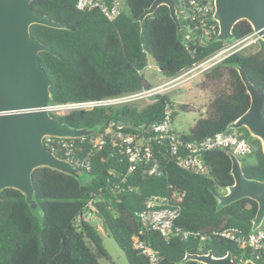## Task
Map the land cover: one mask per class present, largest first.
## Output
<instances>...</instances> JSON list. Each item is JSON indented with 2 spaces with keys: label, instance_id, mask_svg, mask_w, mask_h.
<instances>
[{
  "label": "trees",
  "instance_id": "trees-1",
  "mask_svg": "<svg viewBox=\"0 0 264 264\" xmlns=\"http://www.w3.org/2000/svg\"><path fill=\"white\" fill-rule=\"evenodd\" d=\"M152 1L125 0L128 12L110 21L99 10L77 9L76 0H31L34 11L64 26H30L31 37L54 52L38 54L50 81V105L105 100L150 89L152 85L143 73L148 55L170 79L224 44L214 36L193 55L182 45L181 31H177L166 5L158 6L142 24L135 21ZM253 32L247 20H240L232 29V39ZM253 46V51H237L203 72L198 88L205 91L209 99L205 111L191 124L189 132L183 134L186 139L199 141L215 133L232 131L230 123L250 103L237 67L245 70L249 80L264 95V40L258 38ZM152 99L143 106L136 100L97 105L87 110L51 111V115L71 128L96 133L112 121L123 126L159 121L165 104L174 105L168 93L156 94ZM180 107L183 110L191 108L184 103ZM235 130L252 146L251 154L239 157L244 175L264 181L260 141L245 127ZM121 158L114 152L110 155L108 150L95 154L91 169L86 171L92 177L90 183H81L77 177L50 167L35 169L32 173L35 209L19 190L1 189L0 264H101V259L111 260L96 225L85 221L77 224L76 221L90 193L97 192L101 185H110L105 180L108 171L114 170L117 174L125 170L126 160ZM203 158L207 174L184 171L168 163L167 173L162 177L138 173L132 176L130 183L138 190L122 191L118 198L104 192L105 196L97 202L98 214L105 232L123 251L127 264H147L145 256L132 245V235L139 228L135 212L143 208L150 194H168L174 188L184 192L175 226L200 233L205 239L174 237L167 241L157 232H149L147 239L157 251L160 264H200L193 260L182 262V259L187 252L208 250L215 256L227 252L237 259L247 256L232 241L215 233L228 228L249 233L257 202L245 197L220 205L215 194L233 182L230 158L223 149L207 151ZM36 211L42 214L40 222Z\"/></svg>",
  "mask_w": 264,
  "mask_h": 264
},
{
  "label": "built area",
  "instance_id": "built-area-1",
  "mask_svg": "<svg viewBox=\"0 0 264 264\" xmlns=\"http://www.w3.org/2000/svg\"><path fill=\"white\" fill-rule=\"evenodd\" d=\"M173 1L182 26L180 29L181 43L194 55L198 48L204 47L218 33V24L213 16L214 0ZM75 7L79 10H99L110 21L115 20L124 12L115 0L112 2L109 0H76ZM257 39L255 32L243 38L231 39L214 53L154 88L105 100L50 105L48 108L50 111L61 109L68 112L72 109L87 110L97 105L148 100L152 95L178 85L181 77L187 74H190V78L199 75L231 54L250 46ZM158 88H161L160 91H155ZM173 112V105L167 102L159 121L135 126H123L112 121L103 130L87 136L76 138L45 136L43 138L49 150L85 172L91 169L93 156L102 150H108L110 155L114 152L126 160L124 171L117 174L114 170L108 171L105 180L110 185H101L97 192L90 193L89 199L77 217V224L85 221L95 224L97 230H103L97 202L105 196V193L109 197L118 198L122 191L138 190V187H133L130 183L131 177L134 178L136 173L146 177H162L167 173L168 163H174L181 170L207 174L208 167L203 158L207 151L228 148L237 157L252 153L249 140L237 131L215 133L199 141L186 139L173 126ZM183 195L184 192L175 188L168 194H150L143 208L135 212L139 228L132 235V245L145 256L147 264H160L157 251L151 247L147 239L149 232L155 231L167 241L174 237L205 239V236L200 233L175 226V221L180 214V202ZM215 234L232 241L243 255H247L243 258H235L236 260L251 259L264 264V227L259 226L249 233L240 232L236 228H228Z\"/></svg>",
  "mask_w": 264,
  "mask_h": 264
},
{
  "label": "water",
  "instance_id": "water-1",
  "mask_svg": "<svg viewBox=\"0 0 264 264\" xmlns=\"http://www.w3.org/2000/svg\"><path fill=\"white\" fill-rule=\"evenodd\" d=\"M31 0H0V190L15 188L25 195L32 209L34 199L32 173L39 167H50L78 177L85 171L49 150L43 141L45 136L81 137L93 130L69 127L51 115L49 110L50 81L40 65L38 54L53 50L31 37L30 26L41 24L62 28L61 23L31 8ZM160 5H166L177 31L181 23L173 0H153L149 7L134 20L142 24ZM218 24L216 40L233 38L232 29L240 20H247L258 38L264 40V0H214V14ZM239 76L249 95L248 108L233 122L230 129L245 127L249 134L260 141L264 154V95L249 80L242 67ZM231 161L233 182L215 194L220 205H227L242 198L257 202L252 218L251 231L264 219V181L244 175L239 157L230 149H223ZM193 260L202 264H260L251 259L236 260L231 252L215 256L211 250L205 253L187 252L182 262Z\"/></svg>",
  "mask_w": 264,
  "mask_h": 264
},
{
  "label": "rangeland",
  "instance_id": "rangeland-1",
  "mask_svg": "<svg viewBox=\"0 0 264 264\" xmlns=\"http://www.w3.org/2000/svg\"><path fill=\"white\" fill-rule=\"evenodd\" d=\"M119 6L122 8L124 12H128V8L126 6L125 0H115ZM231 40V39H230ZM230 40H224V43L229 42ZM255 43V42H254ZM254 43L250 46L245 47L244 51L249 52L253 51ZM243 50V49H242ZM145 77L149 80L150 84L152 85L151 88L157 87L158 85L169 81V77L163 75L158 67L155 64L154 59L152 56L148 55L147 57V66L143 71ZM202 74L189 77L190 74H187L179 79L181 81L178 85L172 88H166L167 90H163L156 94L160 93H168L170 95L171 100L173 101L174 105V115H173V126L175 129L182 133L187 134L189 132L191 124L200 116L201 113L205 111V103L209 99V95L205 93V91L199 90L198 86L202 82ZM174 78V77H173ZM167 87V86H166ZM165 88V87H164ZM161 88L156 89L155 91H160ZM152 95L148 100L141 99L139 100V105H146L150 103L153 97L156 95ZM138 101V100H137ZM188 104L191 108L189 110H183L180 107V104ZM54 112L62 113L65 110L56 109ZM235 131V129H232ZM81 183H90L92 181V177L88 175L86 172L80 174L78 177ZM223 190L220 189L219 192ZM36 216L39 219V222L42 219V214L40 211L35 212ZM261 227H264V221H262ZM102 239V245L110 255L111 260L101 259V264H127L126 257L123 251L119 248L113 238L105 232L104 227L103 230H98Z\"/></svg>",
  "mask_w": 264,
  "mask_h": 264
}]
</instances>
